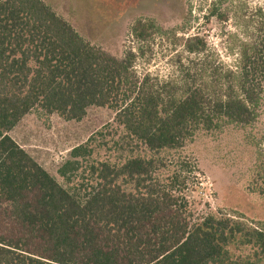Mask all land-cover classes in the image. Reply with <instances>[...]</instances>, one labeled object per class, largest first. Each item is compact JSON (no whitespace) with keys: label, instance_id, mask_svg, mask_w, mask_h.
Masks as SVG:
<instances>
[{"label":"trees","instance_id":"obj_1","mask_svg":"<svg viewBox=\"0 0 264 264\" xmlns=\"http://www.w3.org/2000/svg\"><path fill=\"white\" fill-rule=\"evenodd\" d=\"M152 27L138 19L131 36L146 41ZM185 46L207 49L200 38ZM133 57L86 41L43 0H0V264H264V221L196 217L176 189L183 161L173 155L262 116L264 29L213 94L139 80ZM91 106L114 119L71 150L66 166L83 162L87 173L72 191L8 135L34 108L79 121ZM248 176L264 199V159Z\"/></svg>","mask_w":264,"mask_h":264},{"label":"rangeland","instance_id":"obj_2","mask_svg":"<svg viewBox=\"0 0 264 264\" xmlns=\"http://www.w3.org/2000/svg\"><path fill=\"white\" fill-rule=\"evenodd\" d=\"M43 1L91 44L115 56L131 51L136 78L146 76L155 87L164 85L173 92L185 81L208 93L218 92L219 86L231 81L225 82V73H238L242 55L257 46L264 29V0ZM138 19L152 20L154 25L146 41L131 36ZM195 38L206 43V51L186 50L185 42ZM113 119L112 110L95 106L87 108L79 121L34 108L8 135L72 191L86 182L87 173L83 162L76 169L66 166L72 161L71 150ZM173 155L183 161L176 189L188 199L196 217L214 213L250 228L264 221V199L251 193L248 176V168L264 159V112L249 128L203 134Z\"/></svg>","mask_w":264,"mask_h":264}]
</instances>
